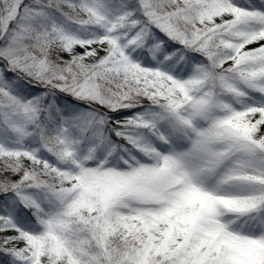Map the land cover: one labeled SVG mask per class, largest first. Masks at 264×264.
Masks as SVG:
<instances>
[{"label":"snow or ice","instance_id":"6c2138e0","mask_svg":"<svg viewBox=\"0 0 264 264\" xmlns=\"http://www.w3.org/2000/svg\"><path fill=\"white\" fill-rule=\"evenodd\" d=\"M0 264H264V0H0Z\"/></svg>","mask_w":264,"mask_h":264}]
</instances>
